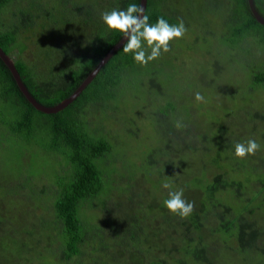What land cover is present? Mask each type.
<instances>
[{"label":"trees","instance_id":"1","mask_svg":"<svg viewBox=\"0 0 264 264\" xmlns=\"http://www.w3.org/2000/svg\"><path fill=\"white\" fill-rule=\"evenodd\" d=\"M12 1L19 6L31 3L16 11ZM254 1L264 17V0ZM168 2L148 0L145 14L149 23H155L158 17L170 24L182 19L188 37L175 47L172 42L170 52L147 66L139 65L121 49L82 95L57 114L38 111L0 58V152H11L13 145L43 152L36 146L43 131L35 115L41 114L48 121L44 131L47 145L62 160L54 180L39 169L45 163L32 167L23 164L14 169L18 175L11 181L8 195L0 196V252L7 257L6 264H53L48 253L54 255L56 264H264V108L248 115L253 124L245 137L244 128L226 124L232 121L231 106L220 107L226 103L240 109L248 102L239 91L238 83L242 80L264 93V26L255 18L248 0H229L230 16L222 22L218 34L208 37L193 25L189 11L185 17L178 16L167 8ZM133 3L140 5L141 0H0V47L11 57L16 42L36 39L43 45L50 35L57 34V47L62 44L76 50L73 59L67 57L69 61L65 59L63 66L52 67L53 74L47 78L37 72L34 63L29 66L21 58L14 62L34 97L54 107L71 98L124 39L118 31L107 28L101 14L113 9L126 10ZM79 21L88 27L84 34L75 36L63 28ZM212 35L218 45L221 37L223 56L227 59L217 60L205 49ZM72 39L76 40L75 46ZM178 46H182L179 49L183 54L177 52ZM187 50L200 52L201 56L187 55ZM173 52L178 55L173 57ZM187 56L196 60V66L205 68L199 86L193 80L183 82V74L199 72L189 68ZM238 62L244 65L239 66ZM219 80L227 84L221 96L216 91L220 87L215 84ZM132 89L137 91V100L159 96L162 109L152 115L160 124L155 130L169 154L178 157L181 151H189L210 157L202 164L203 180L190 181L201 183V189L195 188L194 194L185 199L195 205L188 218L171 214L163 203L169 191L162 187L165 182L178 190V181L173 177L175 168L171 166L167 173L155 172L146 180L153 190L150 205L135 201L137 178H145L137 174L138 167H130L119 156L120 141L110 137L109 125L110 120L120 122L118 115L111 113L120 110L116 104L118 96ZM196 92L207 103L197 102ZM12 104L20 106L18 116L10 120L5 107ZM177 121L187 127L177 130ZM127 125L133 128L135 119L128 120ZM4 128L8 131L5 147L1 144ZM248 139H255L260 150L244 159L237 158L235 144ZM148 141L151 145L152 141ZM252 157L257 161L250 162L248 168L245 163ZM148 165L156 167L158 162L149 160ZM114 194L128 196L136 204L119 212L122 220L133 212L134 219L125 229H119L118 214L108 212L107 206L103 210L98 206L99 200L112 202ZM139 208L144 212L143 223L135 213ZM151 214L157 219L155 226L144 225ZM159 214L164 216L161 223ZM94 215L101 217L100 223L93 219ZM12 216L14 220L8 221ZM11 254L15 256L12 261Z\"/></svg>","mask_w":264,"mask_h":264},{"label":"rangeland","instance_id":"2","mask_svg":"<svg viewBox=\"0 0 264 264\" xmlns=\"http://www.w3.org/2000/svg\"><path fill=\"white\" fill-rule=\"evenodd\" d=\"M76 0H74L75 2ZM24 2L20 4H17L16 1H12L11 5L12 7L18 11L21 10L20 8L24 6V4L29 3ZM20 3V1H19ZM31 3V2H30ZM8 8V7H7ZM167 8H169L173 13L177 12L178 16L185 17L187 11L191 13L190 19H193V25L197 26V30L201 32L202 30L205 31V33L208 35V37L211 34H215L219 31L222 22L230 16L232 11V4L229 5V0H169L167 4ZM66 15V19H68V14ZM209 20L208 26L203 29L205 21ZM219 23V25H217ZM63 28H67L71 30L75 36L84 34L88 30V27L84 25L83 22L79 21L74 24H70L69 26H63ZM196 30V31H197ZM218 34V33H217ZM215 35H212V38H208L207 43L204 45L205 49L210 51L214 55V58L217 60H225L226 57L223 56V48L221 47V37H220V44H216V37ZM188 37V34L186 33L183 38ZM57 39H59V35H50L46 42L41 45L39 44L38 40L36 39H22L19 42H16V44L13 45V51L10 54L13 61H18L20 58L25 61L29 66L32 63H34L37 67V72L42 75V77L47 78L51 74H53L52 67H61L66 62L67 57L70 59H73L75 56L76 50L73 47H65L62 44H59L57 47ZM180 40L173 41L175 44L173 46L179 44ZM189 41H192V36L189 39ZM71 43L76 44V40H71ZM194 43V42H193ZM69 44V43H68ZM82 44L80 43V46ZM189 45H192L191 42H189ZM61 46V48H59ZM75 46V45H74ZM197 47H201V44H195ZM182 46H178L176 48L177 52L182 53V49H179ZM251 47H255L254 45H251ZM80 48V47H79ZM257 50V49H256ZM23 53H25L23 55ZM184 53V52H183ZM182 53V54H183ZM187 55H198L201 56L200 52H195L192 50H187L185 52ZM31 56L29 59L27 56ZM173 57L178 55L175 52L172 53ZM180 56V55H179ZM172 57V58H173ZM172 58H166V60H171ZM187 63H189L190 69H199V72L195 73H185L183 74L184 78L183 82L193 80L195 83L199 86L200 82L203 80V69L205 70L204 66H196V60L192 56H187ZM174 60V58H173ZM175 62V61H174ZM239 66H243L244 64L242 62L237 63ZM203 67V68H202ZM213 68V65L211 66ZM36 70V69H35ZM207 73V72H206ZM205 73V75H206ZM204 75V77H205ZM210 77L213 80V75L211 74ZM205 79V78H204ZM148 82V81H147ZM231 83H234L233 81H230ZM214 83V80L211 82ZM217 88L215 87L216 91L219 93L218 95L221 96L222 89H227V84L223 82L222 80L215 82ZM239 85V91L241 92L242 96L248 101L246 104H242L240 109L237 105L233 106L232 104H226V103H219L221 108L230 107L231 111V120L227 121V125L231 124L234 127L236 125L244 128L243 132L245 134V137H248V133L250 130L251 125L253 124L251 120L249 119L250 114L252 113H258L263 110H260L261 108H264V93L260 92L259 90L255 89L252 86L251 82L247 81H240L238 83ZM142 88L146 89L144 86ZM171 88V86H170ZM2 87H0V93H1ZM172 89V88H171ZM144 92V91H141ZM137 91L135 92V89L130 90L127 94L121 93L118 96V100L116 101V104L118 107H120V110L115 112L111 111L112 114L118 115V120L120 122H117L115 120H110V137L113 139V141H120V145H118V151L117 153L119 156L125 161V163L129 164L130 167L135 166L138 167L137 174L142 175L145 180H142L140 177L137 178L138 182V188L135 189L136 195H135V201H138L139 204L143 203L144 206L147 207V205H150L152 203V187L149 186L147 183L148 177L150 174L155 172H164L167 173L168 167H174L175 173L173 177L178 181V184L176 185L177 189L183 188L184 189V198H189L191 195L194 194L195 188L201 189V183L197 181H192L193 179H202L201 174V168L202 164L205 161L210 160V157H201L196 156L195 154L189 152V151H181L179 153V156L169 154V151L165 148L163 142L161 141V138H159L157 131L155 130L156 127H158L160 124L158 122H155V116L152 114H155L156 110L160 112L162 109L161 105L158 103L159 96L154 95L150 96V99L148 101H144L143 99L137 100L136 97L139 99V96L136 95ZM223 100H226V96ZM20 106V105H19ZM18 105H7L5 107L7 118L12 120L13 118H16L18 115ZM217 109L220 110V108L217 106ZM221 111V110H220ZM97 116H100V113H97ZM204 116V115H203ZM36 122L39 125V127L42 129L43 133L38 137L36 140V146H39L42 148L43 152H34L32 150L26 149V145L21 147H16L13 145V149L11 152L5 153L0 152V196L4 197L7 196L9 193V185L12 183V180L16 179V176L18 175L17 172L14 171V169H17L21 165L26 166H34L36 163H45L44 171L54 180L56 178V169L62 166V160L56 156L51 150L49 145H47V139L46 135L44 134L46 123L48 122L46 118L41 114H36ZM131 119H135L136 125L132 128V125H127V121ZM196 121V120H195ZM214 126L217 125L213 122H211ZM256 125L259 126V124L256 123ZM105 126L107 127V124L105 123ZM104 127V126H103ZM1 129V125H0ZM138 135V138H135V136ZM1 144L5 147L6 146V138L8 137V131L3 129L1 132ZM152 141V144L149 145V141ZM149 143V144H148ZM258 155V154H257ZM245 164L248 168L251 166L249 163L257 161L256 159L249 158ZM149 160L153 162H158V165L156 167H150L148 165ZM142 163V165H141ZM125 164V165H126ZM236 165L238 163L236 162ZM239 165L242 167V163L240 162ZM182 167L190 168L189 170L184 171ZM230 172V171H229ZM254 174L251 175L253 177ZM147 180V181H146ZM6 181V185H5ZM190 184L189 186H187ZM193 185V186H192ZM146 188V190H145ZM253 190L254 187H253ZM157 201H159V198H156ZM98 206H100L103 209H105L104 206H107L109 209L108 212L114 211V215L118 214V220L121 222L119 224V229H125L127 227V224H130L134 217H132V213H128L124 217V220L120 217V211L121 209H129L131 206L136 205L135 202L129 201L128 196H122L120 194H114L112 197V202L104 203L102 200H99ZM160 206V205H159ZM120 209V210H119ZM119 210V211H118ZM160 210V208H159ZM135 213L138 217H140L142 223H143V215L141 213L142 210L139 208L135 210ZM149 214V212H148ZM145 216V214H144ZM159 223L164 219V216L162 214H159ZM264 216V215H263ZM14 216L11 217L8 221L14 220ZM23 219H27V217H24ZM93 219L97 222H101V217L98 215H94ZM155 222H157V219L153 217L151 214L148 219L145 218V224L149 226H155ZM261 224V223H260ZM54 255L52 253H48L47 257L50 262L53 264L55 263V259L53 257ZM11 257V258H10ZM11 261L15 259V256L11 254L9 256ZM6 259L1 252H0V264H6ZM47 261L44 262L46 264ZM28 264H33V262H29ZM49 264V263H48Z\"/></svg>","mask_w":264,"mask_h":264},{"label":"clouds","instance_id":"3","mask_svg":"<svg viewBox=\"0 0 264 264\" xmlns=\"http://www.w3.org/2000/svg\"><path fill=\"white\" fill-rule=\"evenodd\" d=\"M101 18L109 30L122 34L126 41L123 44V52L131 54L134 61L141 66H147L162 54L170 52L171 43L182 39L187 32L182 19L177 24H170L165 18L158 17L155 23H149L143 6L135 3L130 4L126 10L113 9L103 12ZM195 100L207 103L200 92L195 93ZM174 126L177 130L187 127L180 121ZM260 148L261 145L255 139H248L246 142L235 144L234 154L237 158L244 159L255 155ZM162 187L169 189L168 198L163 202L167 210L182 219L190 217L195 205L194 202L185 200L184 189L174 190L170 182H165Z\"/></svg>","mask_w":264,"mask_h":264},{"label":"water","instance_id":"4","mask_svg":"<svg viewBox=\"0 0 264 264\" xmlns=\"http://www.w3.org/2000/svg\"><path fill=\"white\" fill-rule=\"evenodd\" d=\"M249 6L254 14L257 21L264 26V17L258 12L255 1L254 0H248ZM147 3L148 0H141L140 5L143 6L144 11L146 13L147 10ZM126 41L123 39L108 55L107 57L100 63V65L97 67V69L88 77V79L84 82V84L76 91V93L71 97L63 101L62 103L58 104L54 107H48L42 103H40L36 97L31 93L30 89L27 88V86L24 84L23 79L17 70L14 61L11 59L9 55H7L3 49L0 47V58L4 61V63L7 65L9 70L11 71L20 91L23 93L25 97L31 102V104L40 112H43L45 114H57L65 109H67L72 103L75 102L76 99H78L82 93L87 89V87L94 81V79L97 77V75L100 73V71L106 66L109 61L121 50L123 49V44Z\"/></svg>","mask_w":264,"mask_h":264}]
</instances>
